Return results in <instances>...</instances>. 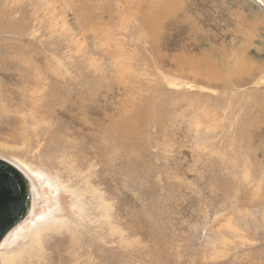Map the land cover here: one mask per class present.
<instances>
[{"label":"rangeland","instance_id":"1","mask_svg":"<svg viewBox=\"0 0 264 264\" xmlns=\"http://www.w3.org/2000/svg\"><path fill=\"white\" fill-rule=\"evenodd\" d=\"M0 159V264H264V0H0Z\"/></svg>","mask_w":264,"mask_h":264},{"label":"water","instance_id":"2","mask_svg":"<svg viewBox=\"0 0 264 264\" xmlns=\"http://www.w3.org/2000/svg\"><path fill=\"white\" fill-rule=\"evenodd\" d=\"M31 185L12 164L0 159V244L31 212Z\"/></svg>","mask_w":264,"mask_h":264},{"label":"bare ground","instance_id":"3","mask_svg":"<svg viewBox=\"0 0 264 264\" xmlns=\"http://www.w3.org/2000/svg\"><path fill=\"white\" fill-rule=\"evenodd\" d=\"M32 194V193H31ZM7 238V237H6ZM6 238L2 241V243L0 244V250H2L3 249V247H4V245H5V243H4V241L6 240Z\"/></svg>","mask_w":264,"mask_h":264}]
</instances>
